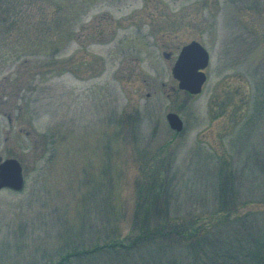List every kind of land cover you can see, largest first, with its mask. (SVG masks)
Masks as SVG:
<instances>
[{"label":"rangeland","instance_id":"374dc122","mask_svg":"<svg viewBox=\"0 0 264 264\" xmlns=\"http://www.w3.org/2000/svg\"><path fill=\"white\" fill-rule=\"evenodd\" d=\"M9 157L0 264H264V0H0Z\"/></svg>","mask_w":264,"mask_h":264},{"label":"water","instance_id":"95a60500","mask_svg":"<svg viewBox=\"0 0 264 264\" xmlns=\"http://www.w3.org/2000/svg\"><path fill=\"white\" fill-rule=\"evenodd\" d=\"M209 61V51L198 40H193L184 45L172 69L174 77L179 80L180 88L192 93L201 92L207 79L204 69L208 66ZM167 117L173 128L183 129L184 123L178 113L169 112ZM24 185L25 176L21 161L14 157L1 160L0 189L20 190Z\"/></svg>","mask_w":264,"mask_h":264},{"label":"trees","instance_id":"16d2710c","mask_svg":"<svg viewBox=\"0 0 264 264\" xmlns=\"http://www.w3.org/2000/svg\"><path fill=\"white\" fill-rule=\"evenodd\" d=\"M156 234L158 235H162L163 233L161 232V230H158L156 229L155 231L154 230H149L148 232H146L144 234V237H141L140 240H143V239H147L148 237H152V236H156ZM117 242V241H116ZM117 244V243H116Z\"/></svg>","mask_w":264,"mask_h":264}]
</instances>
